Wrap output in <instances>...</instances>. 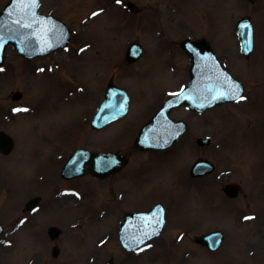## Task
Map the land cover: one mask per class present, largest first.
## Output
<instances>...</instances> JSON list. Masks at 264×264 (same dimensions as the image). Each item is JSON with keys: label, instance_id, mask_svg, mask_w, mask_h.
I'll return each mask as SVG.
<instances>
[{"label": "rangeland", "instance_id": "1", "mask_svg": "<svg viewBox=\"0 0 264 264\" xmlns=\"http://www.w3.org/2000/svg\"><path fill=\"white\" fill-rule=\"evenodd\" d=\"M5 1L0 0V7ZM127 1L42 0V11L61 17L71 28L70 51L61 50L47 58L30 62L9 48L6 62L0 68V129L7 130L18 139L10 157L24 155L25 159L29 150L34 152L38 149L42 152L40 156L48 152L52 157L62 155L64 159L78 145L95 150L129 151L136 128L145 120L143 112L147 114L157 104L160 94L159 91L153 93L155 87H163L162 91L171 90L186 81L188 60L175 42L187 35L209 38L231 70L246 82L248 96L240 104H226L202 115L183 108L174 111V116L188 120L189 130L177 145L162 152L161 155L169 157L157 158L154 156L156 152H128L129 163L118 178L108 179L106 184L88 178L91 182V207L85 203L90 187L84 192L76 181L64 183L53 178L55 187L52 191L68 184L75 185L83 193V199L77 207L79 210L74 209V212L65 214L64 209L73 206L68 203L63 208L58 207V212L53 215H49V208L41 214L44 223L50 219L43 228V234L51 223L64 228L65 233L58 239L60 255L57 260H52L50 256L49 246L53 242L46 236L44 245L41 246L39 241L37 252L42 254L43 259L38 264H101L111 254L115 257V264H165L164 255L171 250L167 249V245L173 244L172 240L166 245L164 240L162 243L157 240L150 250L128 254L115 239L121 209L144 207V204L155 199H162L168 204L169 223L164 234L171 238L177 236L178 239V234L183 233L182 239L191 241L194 232H198L196 229L201 227L202 231L205 225L227 230L228 238L217 252L220 257L196 254L192 259L195 264H214L220 259H223L220 264H264V0L254 4L246 0H131L140 7L141 11L136 14L126 9ZM97 10H101L97 17L88 18L90 12ZM245 14L250 15L252 20L256 19L259 27L257 49L248 59L239 55L233 32L235 20ZM93 32H100L96 46L102 45L105 50L109 48L112 55L95 47L86 51L85 46L82 47L84 50L76 51L79 46L93 40L90 37ZM137 38L146 50L141 60L126 66L125 48L129 41ZM77 53L81 56L78 57ZM169 64L173 65L171 72ZM79 65L84 66L83 70L78 69ZM165 76L166 81L163 80ZM109 77H114L118 84L130 90L131 111L104 130L94 131L89 126V120L98 99L102 98L101 89ZM15 90L22 93L18 101L11 99ZM59 99H63L64 103L55 106ZM260 106L262 110L258 109ZM66 114L67 117L70 115L68 118L71 120L59 121L60 127L56 123L58 120L53 123L56 126L50 123L53 121H50L51 117ZM41 116L44 120L40 119ZM36 126L39 129L35 130ZM44 135L50 136L53 141H45ZM203 135H209L212 142L210 146L200 148L195 138ZM60 136L59 141L56 137ZM70 138L71 142L67 140ZM62 140L67 142L62 143ZM200 156L210 158L217 170L208 177L194 180L188 177V168ZM9 158L0 155V184L4 178L7 181L9 176L15 184L12 187L17 199L6 212L3 203L7 192L0 189V216L7 222L6 225L11 226V222L21 214L16 205L21 193L24 194L21 200L34 191L48 196L50 180L44 184L35 180L44 167L35 174L31 181L34 183L33 189H30L32 186L24 181V174L32 171L35 164L29 162L28 168H22L23 163L18 159L16 163ZM225 182H239L242 186L240 195L235 199L225 197L221 191V185ZM118 193L124 196L120 202L116 200ZM96 194H101L97 201ZM188 199L189 203L185 205ZM90 208L101 220L90 214ZM200 211L202 214H199ZM248 213L255 215L252 221L243 220ZM76 217L82 219V226L90 223L86 231L90 247L78 238L82 234V227L75 231L66 230V223L75 221ZM31 219L28 218L30 221L27 224L30 227ZM27 225L24 229H29ZM67 233H70L68 240L74 242L65 238ZM104 238L106 241L100 243ZM74 244L86 245L80 249L76 247L73 255ZM191 248L205 253L198 246ZM23 250L26 251L27 247ZM183 250L177 253V257L181 256ZM14 253L13 248L6 249V257L12 259ZM189 257L185 258L183 264L191 263Z\"/></svg>", "mask_w": 264, "mask_h": 264}, {"label": "water", "instance_id": "2", "mask_svg": "<svg viewBox=\"0 0 264 264\" xmlns=\"http://www.w3.org/2000/svg\"><path fill=\"white\" fill-rule=\"evenodd\" d=\"M34 12V10L31 8L30 9V11L28 12V13H24V12H22L21 13V11L20 10H18V9H15V11L13 10V16L15 17V21L16 22H25V21H23L22 19H23V17L24 18H27V21H28V19L34 14L33 13ZM21 23H18V25L19 26H21L22 24ZM9 35V34H8ZM241 35H242V33H241ZM7 36V35H6ZM242 42H243V45L245 46L246 45V40L243 38L242 39ZM251 43V42H250ZM248 44H249V42H248ZM133 49H136L135 47H132ZM134 56V55H133ZM108 104H110L111 106H113L114 105V100H111V102L109 103L108 102ZM104 110H102L100 113H102ZM103 116V115H102ZM4 141H5V143H7L8 142V140L6 139H3ZM86 156H85V160H90V161H92V162H96V160H97V158H98V156H96L95 154H92V153H89V152H87V151H84L83 152ZM101 155H103V156H106L107 154H101ZM102 159H105L104 157L102 158ZM84 164L83 163H81L79 166L81 167V168H83L84 169V166H83Z\"/></svg>", "mask_w": 264, "mask_h": 264}, {"label": "snow or ice", "instance_id": "3", "mask_svg": "<svg viewBox=\"0 0 264 264\" xmlns=\"http://www.w3.org/2000/svg\"><path fill=\"white\" fill-rule=\"evenodd\" d=\"M33 2H35V0H33ZM117 2H120V0H117ZM238 95V94H236ZM240 99H244L245 97L240 96ZM27 109H14V111H26ZM245 219H251V217H245Z\"/></svg>", "mask_w": 264, "mask_h": 264}]
</instances>
